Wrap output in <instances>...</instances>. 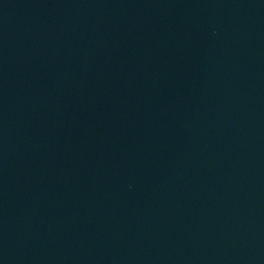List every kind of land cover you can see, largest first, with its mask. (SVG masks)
I'll return each instance as SVG.
<instances>
[{
	"label": "water",
	"instance_id": "obj_1",
	"mask_svg": "<svg viewBox=\"0 0 264 264\" xmlns=\"http://www.w3.org/2000/svg\"><path fill=\"white\" fill-rule=\"evenodd\" d=\"M0 264H264V0H0Z\"/></svg>",
	"mask_w": 264,
	"mask_h": 264
}]
</instances>
